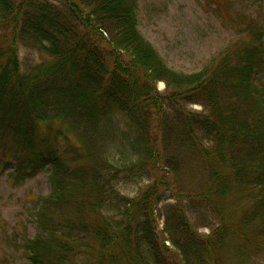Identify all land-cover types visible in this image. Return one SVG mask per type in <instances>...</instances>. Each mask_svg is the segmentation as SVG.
I'll use <instances>...</instances> for the list:
<instances>
[{
  "label": "trees",
  "instance_id": "obj_1",
  "mask_svg": "<svg viewBox=\"0 0 264 264\" xmlns=\"http://www.w3.org/2000/svg\"><path fill=\"white\" fill-rule=\"evenodd\" d=\"M211 1L236 38L185 74L134 0H0V166L50 174L30 264H264V0Z\"/></svg>",
  "mask_w": 264,
  "mask_h": 264
},
{
  "label": "rangeland",
  "instance_id": "obj_2",
  "mask_svg": "<svg viewBox=\"0 0 264 264\" xmlns=\"http://www.w3.org/2000/svg\"><path fill=\"white\" fill-rule=\"evenodd\" d=\"M134 1L139 32L153 45L165 64L176 72L192 74L200 71L236 38L234 31L215 12L211 0ZM19 56L25 73L49 58L22 42H19ZM158 89L164 92L165 85L158 83ZM188 108L201 110L196 105ZM9 171H3L0 166V264H30L20 243L24 236L34 237L38 233L30 211L38 197L50 195V174L42 170L16 185L8 177ZM144 185L145 181L141 180L120 181L116 188L132 197ZM162 229L163 220L159 222V230ZM201 230L209 232L208 228Z\"/></svg>",
  "mask_w": 264,
  "mask_h": 264
}]
</instances>
